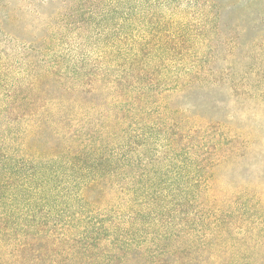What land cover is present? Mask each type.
<instances>
[{"label":"trees","instance_id":"trees-1","mask_svg":"<svg viewBox=\"0 0 264 264\" xmlns=\"http://www.w3.org/2000/svg\"><path fill=\"white\" fill-rule=\"evenodd\" d=\"M71 15L98 29L94 55L0 69V264H231L218 243L251 207L215 181L229 137L175 101L212 79V2L79 0Z\"/></svg>","mask_w":264,"mask_h":264},{"label":"rangeland","instance_id":"rangeland-1","mask_svg":"<svg viewBox=\"0 0 264 264\" xmlns=\"http://www.w3.org/2000/svg\"><path fill=\"white\" fill-rule=\"evenodd\" d=\"M210 1L219 16L208 27L214 48L203 49L201 67L212 79L175 101L201 126L217 125L227 134L229 161L215 168V181L251 207L247 219L235 220L232 236L218 243L236 252L225 262L264 264V0ZM78 2L0 0V69L20 71L25 55H94L98 29L71 15ZM177 6L185 10L188 3Z\"/></svg>","mask_w":264,"mask_h":264}]
</instances>
